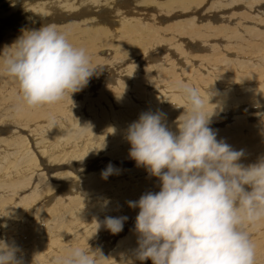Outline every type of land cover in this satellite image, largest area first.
Instances as JSON below:
<instances>
[{
    "label": "bare ground",
    "instance_id": "bare-ground-1",
    "mask_svg": "<svg viewBox=\"0 0 264 264\" xmlns=\"http://www.w3.org/2000/svg\"><path fill=\"white\" fill-rule=\"evenodd\" d=\"M43 24L56 25L68 34L74 46L86 49L96 70L87 86L71 99L65 97L55 105L33 109L22 100L18 83L3 72L0 64V236L4 239L35 218V210H29L32 195L42 202L64 200L69 198L65 193H77L80 183L94 182L75 173L96 167V162L89 159L101 151L96 148V140L103 125H110L117 117L139 118L145 112L171 116V100L178 92L177 86L184 84L182 79L192 73L193 59L198 71L220 63L214 57L217 50L224 56L221 48L225 53L231 48L243 58L261 43L259 47L263 48L253 52H264V0H0V50L22 30L38 29ZM261 59L264 61V57ZM229 76L217 78L218 82L255 79V75L248 77L245 73H233L227 80ZM248 84L239 87V92L249 89ZM235 86L228 87L231 90ZM214 94L211 92V100ZM246 98V94L235 98V102L242 101L236 106L247 109L250 105ZM225 104L224 100L218 101L214 113L225 115L227 111L221 108ZM52 118L57 125L54 128ZM164 122L172 130L175 126H169L178 120ZM84 133L90 138H84ZM58 166L67 168L65 175L46 176ZM139 177L130 175L129 182L118 186L119 191L134 190ZM24 188L30 193L14 202L13 197ZM159 190L149 187L143 194ZM122 202L123 207L118 204L102 212L89 230L83 231L79 223L73 222L63 233L56 229L50 232L44 238L45 244L35 243L31 253L22 258L23 264H57L72 248L88 249L90 239H82L88 232L101 233L107 228V217L128 213L133 215L123 224L127 232L121 239L111 234L112 249L103 253L107 259H99V264H125L138 258L139 234L130 229H135L132 221L139 209ZM262 225L264 220L246 226L247 231L254 230L251 236L256 237H251L256 246V264H264ZM142 264L152 261L144 260Z\"/></svg>",
    "mask_w": 264,
    "mask_h": 264
},
{
    "label": "clouds",
    "instance_id": "clouds-1",
    "mask_svg": "<svg viewBox=\"0 0 264 264\" xmlns=\"http://www.w3.org/2000/svg\"><path fill=\"white\" fill-rule=\"evenodd\" d=\"M0 64L33 109L71 99L96 70L86 49L74 46L54 24L22 30L0 50ZM177 88L189 105L178 118V133L160 112L142 113L127 129L129 156L160 181L158 192L128 202L139 209L137 257L152 264H256V246L246 226L264 220V158L240 163L244 151L217 140L209 126L215 112V106L208 110L211 95L189 84ZM51 124L57 126L55 118ZM113 171L110 164L102 176ZM127 219L107 217L105 225L115 234ZM18 251L0 242V264H23ZM98 252L99 257L75 247L57 264H99L107 258Z\"/></svg>",
    "mask_w": 264,
    "mask_h": 264
},
{
    "label": "rangeland",
    "instance_id": "rangeland-1",
    "mask_svg": "<svg viewBox=\"0 0 264 264\" xmlns=\"http://www.w3.org/2000/svg\"><path fill=\"white\" fill-rule=\"evenodd\" d=\"M127 8L129 7H126V9ZM240 11L241 10L238 12ZM261 45L260 43L255 47L257 48L256 50L263 48L259 47ZM255 48L248 50L246 54H251L244 55L243 58L238 56V54H234L236 51L231 48H229L227 53L221 48L219 50L224 53V56L221 57L217 53V50L214 57L215 62H221L208 65L209 67L198 71H196L197 67L193 59L190 62L193 70L192 73H190L188 77L185 76L182 79V83L192 85L199 90L201 89L200 92L205 97V91L209 92L210 95L211 92L215 93L214 95L216 97L210 100L212 106H209V111L214 106L215 108L218 106V101L224 100L226 102L221 108L223 109L222 112L227 111V113H225V115H223L224 113H214L211 117L209 126L216 131L217 140H223L234 150L244 151V156L240 161V163L244 165L257 163L259 159L264 158V61L261 59V57H264V52L255 53L253 52ZM198 53H201V51ZM207 53H209V51H207ZM239 64H241L240 67H238ZM246 67H248V69H246ZM209 71L211 73H209ZM233 73H245L248 77L255 75V79L252 81L253 77L247 82H245L246 80H232L227 81L228 84L218 82L217 78L229 74L230 76L226 78L228 80ZM257 74H260V78ZM235 84L236 86L230 90L228 86ZM247 84L250 88L239 92L238 88ZM178 93L179 92H175V96L171 100L174 104V106H171V111H174V113L169 117L165 116V121L169 119L172 121L178 120L189 107L180 94L177 96ZM243 94L247 95L246 100L248 101V105H250L247 109H245L246 107L242 109L236 106L237 104L240 105L242 101H234L235 98L237 99L239 96H243ZM83 111L86 112V110ZM219 117H221V119H219ZM138 119V117L132 116L125 118L117 117L110 122V125H103L105 128L101 129L98 133L99 137L96 140V148L101 151L94 152L96 155L89 159L90 162H96V167L75 173V175L78 176L83 175L82 178L86 177L88 180L92 178L94 182L80 183L77 185V193H65V196L69 198L64 200L58 199L56 201L42 202V199L36 197V194L32 195L34 199L31 202L29 210H31V208H33L32 212L35 210V218L30 219V221L27 223L25 222L23 226L14 230L13 234L8 235V239H4L0 236V242L16 246L19 249L17 256L26 258L31 253L34 244H45L44 238L55 229L63 233L67 225L77 222L81 230H89L92 222L102 216L101 213L108 208L118 206V204L120 207H123L124 203L122 200L127 202L138 201L141 195H143L145 188L158 187L159 189V178L152 176L144 166H138L136 161L129 156L131 145L126 139L127 129L132 121H137ZM169 127H173L172 131L178 133V122ZM76 130L77 129H75L74 132ZM83 131L84 130L81 132ZM84 138L88 139L90 136L84 133ZM122 143H126V145L123 146ZM89 148L93 149L94 147L89 145ZM94 153L92 155H94ZM110 164L113 166L114 171L113 174L105 179L102 173ZM66 169V167H53L49 173H46V176L55 174L60 178L65 175L64 172ZM93 171L97 172L92 173ZM93 174H97V176H93ZM130 175L133 176L134 179L136 176L140 175L139 179L134 183L135 189L126 193L120 192L118 186L123 182H129L128 179ZM121 176H123L124 180H122ZM95 180L97 181L96 183ZM31 182H33L32 184L36 183L33 179ZM36 188H39V186L37 185ZM29 193L30 191L27 188L20 190L19 194L13 197L15 200L14 202H18L23 195H28ZM60 193L63 195L64 192L61 191ZM53 194H55V191L51 193V195ZM59 195H54L53 197ZM46 197H49V195H46ZM130 215L133 214L128 213V215L125 216L129 219ZM137 215L138 213L134 216L136 217ZM82 217L85 218V222H82ZM262 227L264 226L262 225ZM123 230V232L120 231L115 234L108 228H105L101 233L97 230H92L82 239H90L88 249L99 257L98 250L100 251L102 247H105L104 251L101 252L102 254L110 250V248L112 249L111 242L114 239H111V234L121 239L123 234L127 232L125 231L126 228ZM130 230L133 231L135 229ZM253 231L254 230L248 232L250 237L255 239V234L251 236ZM124 263L142 264V261L136 258L131 261H125Z\"/></svg>",
    "mask_w": 264,
    "mask_h": 264
},
{
    "label": "water",
    "instance_id": "water-1",
    "mask_svg": "<svg viewBox=\"0 0 264 264\" xmlns=\"http://www.w3.org/2000/svg\"><path fill=\"white\" fill-rule=\"evenodd\" d=\"M135 222H136V217L132 221V226H134V227H135Z\"/></svg>",
    "mask_w": 264,
    "mask_h": 264
}]
</instances>
